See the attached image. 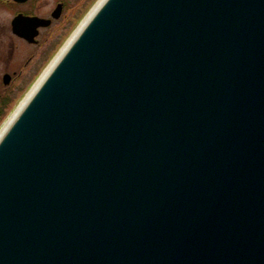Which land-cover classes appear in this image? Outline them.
Wrapping results in <instances>:
<instances>
[{
	"label": "water",
	"instance_id": "95a60500",
	"mask_svg": "<svg viewBox=\"0 0 264 264\" xmlns=\"http://www.w3.org/2000/svg\"><path fill=\"white\" fill-rule=\"evenodd\" d=\"M75 35L0 137V264H264V0Z\"/></svg>",
	"mask_w": 264,
	"mask_h": 264
},
{
	"label": "flooded vegetation",
	"instance_id": "af4514ba",
	"mask_svg": "<svg viewBox=\"0 0 264 264\" xmlns=\"http://www.w3.org/2000/svg\"><path fill=\"white\" fill-rule=\"evenodd\" d=\"M95 1L0 0V130L4 115L15 112L45 76L66 35L80 30Z\"/></svg>",
	"mask_w": 264,
	"mask_h": 264
},
{
	"label": "bare ground",
	"instance_id": "6f19581e",
	"mask_svg": "<svg viewBox=\"0 0 264 264\" xmlns=\"http://www.w3.org/2000/svg\"><path fill=\"white\" fill-rule=\"evenodd\" d=\"M102 1H104V0H100L99 1V3L96 5V7L94 8V10L90 13V15L98 8V6H99V4L102 2ZM89 15V16H90ZM89 16L85 19V21L82 23V25H84V23L88 20V18H89ZM82 27V26H81ZM78 32V31H77ZM76 32V33H77ZM76 35H75V33H74V35L71 37V39L66 43V45L63 47V49L61 50V51H65V49L67 48V46L69 45V42L73 39V37H75ZM62 53V52H61ZM61 53H59L58 54V56L61 54ZM58 56H57V58H58ZM56 58V59H57ZM55 59V60H56ZM51 67V66H50ZM47 72H48V70H47ZM46 72V73H47ZM42 79V78H41ZM39 83H40V81H39ZM36 86H38V84L36 85ZM36 86H34V88L32 89V91L27 95V97L25 98V100H24V102L25 101H27L31 96H32V93L34 92V90H35V88H36ZM22 105H24L23 103H22ZM22 105H20V107L17 109V111L14 113V115L11 117V119L6 123V125L1 129V131H0V137L3 135V133H4V131L7 129V127L9 126V124H10V122L12 121V119L17 115V113L19 112V110L21 109V107H22Z\"/></svg>",
	"mask_w": 264,
	"mask_h": 264
},
{
	"label": "rangeland",
	"instance_id": "374dc122",
	"mask_svg": "<svg viewBox=\"0 0 264 264\" xmlns=\"http://www.w3.org/2000/svg\"><path fill=\"white\" fill-rule=\"evenodd\" d=\"M100 0H97V1H95V2H93V4L92 5H90V7L88 8V10H90L91 9V7H93V5L94 4H97L98 2H99ZM97 2V3H96ZM95 6V5H94ZM88 12H86V14H87ZM87 16V15H86ZM73 34L74 33H68L67 35H66V41H65V43L73 36ZM65 45V44H64ZM63 46V45H62ZM62 46H59L56 50H54V52H53V56L59 51V49H60V47H62ZM23 99V98H22ZM22 99L20 100V101H22ZM14 113L15 112H13V113H8V114H6V115H4V117H3V120H2V126H1V128H3L5 125H6V123L11 119V117L14 115Z\"/></svg>",
	"mask_w": 264,
	"mask_h": 264
}]
</instances>
